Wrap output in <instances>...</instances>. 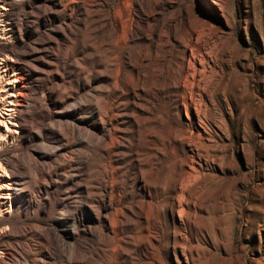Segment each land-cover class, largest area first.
Wrapping results in <instances>:
<instances>
[{"label":"rangeland","instance_id":"obj_1","mask_svg":"<svg viewBox=\"0 0 264 264\" xmlns=\"http://www.w3.org/2000/svg\"><path fill=\"white\" fill-rule=\"evenodd\" d=\"M12 74L0 264H264V0H0Z\"/></svg>","mask_w":264,"mask_h":264},{"label":"bare ground","instance_id":"obj_2","mask_svg":"<svg viewBox=\"0 0 264 264\" xmlns=\"http://www.w3.org/2000/svg\"><path fill=\"white\" fill-rule=\"evenodd\" d=\"M5 31H11L9 24H7ZM2 62L4 63V66L8 65L6 60L2 59ZM19 78L20 77L13 74L10 75L8 82H6V86H4L7 101L0 106V143L2 139L11 141L15 134L20 131V123L17 120V113L24 108L22 100L24 91L23 87H20V85L16 83ZM18 178L4 174L0 165V212L9 213L17 199L21 190V182Z\"/></svg>","mask_w":264,"mask_h":264}]
</instances>
